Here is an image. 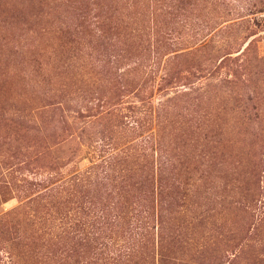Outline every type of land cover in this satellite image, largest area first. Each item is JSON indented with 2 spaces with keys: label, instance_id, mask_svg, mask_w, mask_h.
<instances>
[{
  "label": "rangeland",
  "instance_id": "374dc122",
  "mask_svg": "<svg viewBox=\"0 0 264 264\" xmlns=\"http://www.w3.org/2000/svg\"><path fill=\"white\" fill-rule=\"evenodd\" d=\"M55 1L0 0V230L12 229L0 233V264H54L21 235L31 233V223L37 229L41 216L57 207L56 189L37 197L50 188L45 184L69 183L123 147L136 160L140 154L133 146L157 130L162 103L191 86L203 90L204 84L216 100L213 166L197 174L203 176L199 187L190 188L181 210L171 213L169 225L182 230L164 244L165 256L148 248L138 264H264V120L260 125L231 118L249 99L241 85L225 82L245 77L255 54L264 56L261 0H183L179 8L177 0H147L142 8L137 0H60L64 8ZM88 1L89 13L95 6L108 15L109 41L87 27L71 39L62 31L68 4L82 12ZM137 17H155L153 33L137 32ZM166 20L176 38L169 46L162 39L168 31L157 33ZM83 46H110L114 68L105 66L104 77L102 51ZM174 99L179 111L181 102ZM80 108L91 115L82 118ZM107 110L117 115L100 125L98 117ZM83 119L89 122L81 143L73 128ZM101 129L111 136L102 137ZM110 141L116 147L101 153ZM89 199L102 205L92 192ZM152 225L150 248L159 230Z\"/></svg>",
  "mask_w": 264,
  "mask_h": 264
},
{
  "label": "trees",
  "instance_id": "16d2710c",
  "mask_svg": "<svg viewBox=\"0 0 264 264\" xmlns=\"http://www.w3.org/2000/svg\"><path fill=\"white\" fill-rule=\"evenodd\" d=\"M177 1L180 5L175 3V7H182L181 4L184 1ZM55 2L54 5L58 8H64L66 4L60 0ZM43 3L48 4L46 1ZM136 3L141 8L147 6V0H137ZM88 4H90L89 1L85 6L87 11L84 9L82 12L78 11L77 7L68 4L70 16L61 25L62 31L67 33L71 39L75 34L83 35L82 32L87 27L98 38L109 41L107 32L111 29V25L108 23V15L101 13L95 6L89 13ZM23 5L25 6V2L21 7ZM257 11H264V0H261V6H258ZM144 19L146 18L142 19L144 22L142 24L141 19L137 17L136 22L139 26L136 31L143 34L142 31L145 30L150 35L153 30L152 24L157 25V19L155 17L148 18L147 21ZM147 22L151 25L146 24ZM171 23L170 20L160 22L162 27L157 29L158 34L168 31L162 37L163 43L167 46L176 41L175 36L170 35L171 32L167 27ZM170 39L172 42L169 41ZM82 40L84 39L80 41ZM252 42L248 46H251ZM83 47H91L90 49L97 52L102 51L104 77L105 71L108 70L106 67H109L110 71L114 68L110 46ZM148 47L149 51L155 48V46ZM253 60L252 64L248 62L249 65L245 66L247 72L245 77L228 79L225 82L233 83L234 87L241 85L238 87L239 91L247 95L249 99L243 109L231 114V118L239 116L238 119L242 122L247 124L256 122L261 125L264 120V107H262L264 103V92L262 91L264 88V56L257 53ZM97 63L99 67V62ZM129 69L126 66L120 74L127 76ZM113 73L116 74V71ZM142 79L143 77L140 82ZM208 85L204 84L203 90L191 86L190 90L183 91L178 97L169 98V104L162 103L160 109L162 117L158 119L157 130L144 136L139 143L133 146H138L136 151L140 154L136 160L128 151L129 146L123 147L122 151L118 150L111 155H104L87 170L77 172L74 177L70 178L72 180L69 183L61 181L54 186L46 183L45 187L50 188L37 197L45 198L48 194H53V190L56 189L57 207L52 211L48 209V212L41 216V222L39 221L37 225L40 226L37 229H33L31 223V233L27 232V235L21 234L23 232H19L13 224L12 227H16L13 231H18L17 237H21L18 236L21 234L22 237L30 239L33 245L37 247L39 245L42 249L36 251V254L43 252L47 256H52L54 264H138L140 256L148 255L146 254L148 248L153 251L157 250L156 252L161 257L165 256L164 244L174 242L182 230V226L169 225L171 213L181 210L190 188L199 187L198 179H203V176L198 178L197 174L201 175L209 171L214 163L215 151L212 149L216 147V127L213 126L216 123V112L213 110V103L216 100L209 93ZM174 98L181 102L179 111H176L177 101ZM83 111V108L78 110L82 118L91 115ZM173 114L175 117L180 116L181 120L176 122L175 118L172 123ZM114 115L117 114L113 110H107L103 114L101 111L97 122L100 125H104L103 123L106 125L114 119ZM88 122L83 119V125L76 126V131L73 128V134L77 133L80 139H83L81 143L85 141L84 133L87 131ZM235 131L237 130L234 127L232 132ZM101 132L102 137L111 136L108 129H101ZM115 147L116 145L110 141L101 149L103 150L101 153ZM56 175L60 178L62 172L57 171ZM101 191L105 192L107 196L105 199L99 198L102 196ZM90 192L95 194L96 199L102 205L98 206L89 199ZM37 197L29 200L32 201ZM157 216L158 221H156ZM4 218L0 216V219ZM45 220L46 223H44ZM152 223H156L159 230L155 234L157 242L153 243V247L150 248L149 238L154 236L150 233ZM11 230L9 226H1L0 233H8ZM156 243H158V248ZM171 263L174 264V262ZM163 264H167V261Z\"/></svg>",
  "mask_w": 264,
  "mask_h": 264
}]
</instances>
